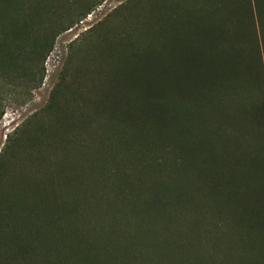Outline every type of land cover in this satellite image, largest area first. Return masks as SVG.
<instances>
[{"label":"trees","instance_id":"1","mask_svg":"<svg viewBox=\"0 0 264 264\" xmlns=\"http://www.w3.org/2000/svg\"><path fill=\"white\" fill-rule=\"evenodd\" d=\"M101 2L0 0V118ZM98 24L0 154V264H264V0Z\"/></svg>","mask_w":264,"mask_h":264},{"label":"rangeland","instance_id":"2","mask_svg":"<svg viewBox=\"0 0 264 264\" xmlns=\"http://www.w3.org/2000/svg\"><path fill=\"white\" fill-rule=\"evenodd\" d=\"M126 1L102 0L100 5L92 8L90 14L84 19L74 22L68 30L59 34L55 39L51 52L43 63L44 78L38 89H34V84L28 82L22 88L15 89L13 94L2 96L0 154L3 152L8 137L13 131L20 127L27 118L46 105L54 85L64 76V66L72 53V49L76 50L77 47H82L83 41L85 43L92 41L94 38H86L89 35V31L97 27L98 23L102 22ZM82 55L81 52L76 54L74 63H77V65L74 68L78 69L80 67L79 63L82 62ZM32 78L31 76L29 79L32 80ZM185 90L187 95H190V89L186 88ZM166 123L173 127L176 126L175 113H171V116L166 119Z\"/></svg>","mask_w":264,"mask_h":264}]
</instances>
